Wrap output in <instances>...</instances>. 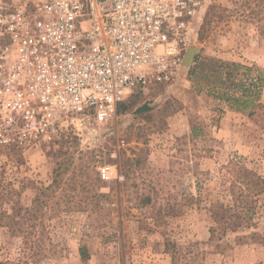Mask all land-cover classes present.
I'll return each mask as SVG.
<instances>
[{
	"label": "rangeland",
	"instance_id": "obj_1",
	"mask_svg": "<svg viewBox=\"0 0 264 264\" xmlns=\"http://www.w3.org/2000/svg\"><path fill=\"white\" fill-rule=\"evenodd\" d=\"M7 47L0 35V58ZM190 48L252 68L263 107L253 116L232 110L184 69L173 83L134 93L130 110L105 124L30 149L0 147V214L26 220L25 238L0 226V262L85 264V244L87 264H171L169 239L204 264H264V194L253 221L210 239L212 204H234L231 161L264 179V0H206ZM66 153L73 163L61 189L43 195ZM103 166L113 169L111 180H99ZM138 192L150 194L152 205L136 207Z\"/></svg>",
	"mask_w": 264,
	"mask_h": 264
},
{
	"label": "built area",
	"instance_id": "obj_2",
	"mask_svg": "<svg viewBox=\"0 0 264 264\" xmlns=\"http://www.w3.org/2000/svg\"><path fill=\"white\" fill-rule=\"evenodd\" d=\"M206 0H0V147L102 125L135 89L176 81ZM185 53V54H184ZM111 180L110 166L99 169Z\"/></svg>",
	"mask_w": 264,
	"mask_h": 264
},
{
	"label": "trees",
	"instance_id": "obj_3",
	"mask_svg": "<svg viewBox=\"0 0 264 264\" xmlns=\"http://www.w3.org/2000/svg\"><path fill=\"white\" fill-rule=\"evenodd\" d=\"M252 70V68L241 63L204 58L199 53L195 56L188 70V76L193 84L206 90L209 96L224 102L232 110L248 112L250 116H253L256 113V109L262 108L263 105L259 102L260 86L258 84L262 79L259 77L251 78L250 72ZM141 92L144 91L139 88L133 90L125 100L118 104L117 112H128L134 105V101L129 102L128 99L134 93ZM145 108L146 106L143 107V109ZM196 135L193 134L194 137ZM72 163L73 157L66 153L65 158L62 159L59 167L55 170L52 184L43 190V195H46V191H51L54 194L58 189H61L58 185L62 182L63 176H65ZM230 164L232 166L231 173L233 174L230 194L234 204L230 207L221 203L212 204L210 211L212 212L214 225L210 228L211 241H218L222 237L221 235L227 231L235 232L243 227L244 223L247 224V222L253 221L257 200L259 196L264 194V179L261 176L238 162L231 161ZM135 203L136 207L144 208L152 205L153 202L150 194H140L138 192ZM227 216H236L238 220L229 223V228H226L222 222ZM0 226L5 227L13 236L23 238L26 236V220L24 216L18 218L16 215H9L4 212L0 214ZM247 226L251 227L252 224ZM218 233L222 234L219 236ZM165 252L170 256L171 264H204L198 260L197 256L186 254L175 242L169 239L165 242ZM79 256L81 262L85 264L92 259V255L85 244L80 245ZM0 264H21V261H2Z\"/></svg>",
	"mask_w": 264,
	"mask_h": 264
},
{
	"label": "water",
	"instance_id": "obj_4",
	"mask_svg": "<svg viewBox=\"0 0 264 264\" xmlns=\"http://www.w3.org/2000/svg\"><path fill=\"white\" fill-rule=\"evenodd\" d=\"M198 52H199V48H190L186 51V54L183 60V67L185 70L191 67L193 60Z\"/></svg>",
	"mask_w": 264,
	"mask_h": 264
},
{
	"label": "crops",
	"instance_id": "obj_5",
	"mask_svg": "<svg viewBox=\"0 0 264 264\" xmlns=\"http://www.w3.org/2000/svg\"><path fill=\"white\" fill-rule=\"evenodd\" d=\"M14 1H17V0H13V2H14Z\"/></svg>",
	"mask_w": 264,
	"mask_h": 264
}]
</instances>
